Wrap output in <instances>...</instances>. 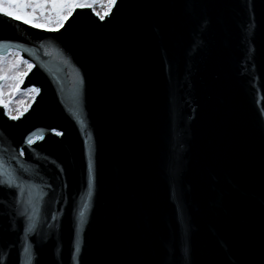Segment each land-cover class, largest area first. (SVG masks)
<instances>
[{"label": "water", "instance_id": "water-1", "mask_svg": "<svg viewBox=\"0 0 264 264\" xmlns=\"http://www.w3.org/2000/svg\"><path fill=\"white\" fill-rule=\"evenodd\" d=\"M113 12L78 9L59 31L0 23L33 64L19 91L41 86L20 119L0 115V152L44 129L18 170L35 226L20 238L23 207L0 199V254L18 264L27 239L29 264H261L264 0H118Z\"/></svg>", "mask_w": 264, "mask_h": 264}, {"label": "snow or ice", "instance_id": "snow-or-ice-1", "mask_svg": "<svg viewBox=\"0 0 264 264\" xmlns=\"http://www.w3.org/2000/svg\"><path fill=\"white\" fill-rule=\"evenodd\" d=\"M97 0H0V17L6 18L0 23L19 22L24 25H29L35 29H43L46 31H59L64 27L65 21L73 15V12L80 9H88L92 11L100 21H105L106 17L114 15L113 9L118 8V0H103L104 10L102 12L94 11ZM80 13H78L79 15ZM254 23V20H253ZM21 48L14 46L7 42L4 38L0 37V106L4 111L2 116H6L8 120L16 121L27 112L25 108L23 111L17 109L15 114L9 110V101L4 99L5 95H14L19 90L20 84L23 82L24 77L33 68V64L21 56ZM28 55L32 53L23 49ZM11 58H8V57ZM67 63V61H65ZM23 66V70H21ZM83 81L80 73H75L74 80V95L79 97L80 88ZM7 90V91H5ZM30 90L39 94L41 86H33ZM81 128H83V121L79 109L77 108L72 112ZM48 131L52 132L55 136L62 135V130H57L55 127L49 128ZM44 129L37 128L34 131L27 133L22 143L16 145L15 150L8 156L4 152H0V199L11 197V202L14 206L23 207L22 213L17 212L18 217L27 220V225L24 226L23 219H18L20 238H24L32 233L34 228V220L38 212L37 200L34 198V185L26 184L18 170H23L22 160L25 152L31 153L36 149L32 146L37 141L44 139ZM91 137L86 143H90ZM40 145H37L39 148ZM90 150V149H89ZM12 162H15V166ZM63 170H61V175ZM94 173L91 157H89L88 173H87V197H90L93 192ZM89 208V200H83V206L79 211V222L76 225V248L72 253V258L77 259L80 251V233L81 225L85 222L86 210ZM29 209H31L29 211ZM14 230L15 226H14ZM33 243L24 239L21 250L18 253V264H29L33 261L36 253L33 251ZM14 245H10L9 248ZM8 257L7 251L0 254V264H6ZM27 257V261L25 260ZM261 264H264V251L261 252Z\"/></svg>", "mask_w": 264, "mask_h": 264}, {"label": "rangeland", "instance_id": "rangeland-1", "mask_svg": "<svg viewBox=\"0 0 264 264\" xmlns=\"http://www.w3.org/2000/svg\"><path fill=\"white\" fill-rule=\"evenodd\" d=\"M104 10L103 0H97L94 11L102 12ZM8 58H11L10 56ZM23 70V66H21ZM7 91V90H5ZM36 93L32 92L30 88L26 91H16L14 95H5L4 99L9 101V110L15 114L17 109L23 111L33 100Z\"/></svg>", "mask_w": 264, "mask_h": 264}]
</instances>
